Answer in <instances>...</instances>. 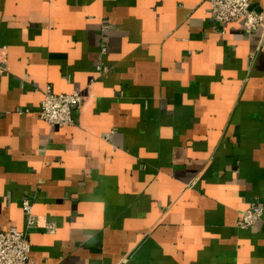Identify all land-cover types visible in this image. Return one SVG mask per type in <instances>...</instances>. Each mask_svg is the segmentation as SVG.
I'll use <instances>...</instances> for the list:
<instances>
[{
	"label": "crops",
	"instance_id": "obj_1",
	"mask_svg": "<svg viewBox=\"0 0 264 264\" xmlns=\"http://www.w3.org/2000/svg\"><path fill=\"white\" fill-rule=\"evenodd\" d=\"M263 34L208 0H0V228L35 264H264Z\"/></svg>",
	"mask_w": 264,
	"mask_h": 264
},
{
	"label": "built area",
	"instance_id": "obj_2",
	"mask_svg": "<svg viewBox=\"0 0 264 264\" xmlns=\"http://www.w3.org/2000/svg\"><path fill=\"white\" fill-rule=\"evenodd\" d=\"M212 15L216 21L228 23L241 21L248 31L263 28L264 15L252 7L251 0H208ZM264 37V34H263ZM103 51L106 48L102 49ZM100 69V67H99ZM6 71V65L0 62V73ZM83 95L74 90L70 93L55 92L51 85L44 89V97L41 101L38 115L40 119L50 125L58 127H71L75 124L74 112L82 106ZM110 133L106 135L109 138ZM33 197L27 196L22 202V210L25 214L28 227L31 228L39 223L34 214ZM264 213V203L254 200L249 207L241 213L240 227L249 228L254 226ZM50 232L55 231L54 224L47 225ZM32 245L28 233L15 227L7 230L0 228V264H35L31 258Z\"/></svg>",
	"mask_w": 264,
	"mask_h": 264
}]
</instances>
